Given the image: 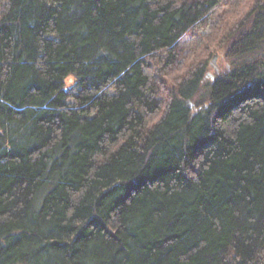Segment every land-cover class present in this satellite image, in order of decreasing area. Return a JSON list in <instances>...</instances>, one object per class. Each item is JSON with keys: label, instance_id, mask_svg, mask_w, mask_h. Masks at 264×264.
Segmentation results:
<instances>
[{"label": "trees", "instance_id": "obj_1", "mask_svg": "<svg viewBox=\"0 0 264 264\" xmlns=\"http://www.w3.org/2000/svg\"><path fill=\"white\" fill-rule=\"evenodd\" d=\"M0 264H264V0H0Z\"/></svg>", "mask_w": 264, "mask_h": 264}, {"label": "rangeland", "instance_id": "obj_2", "mask_svg": "<svg viewBox=\"0 0 264 264\" xmlns=\"http://www.w3.org/2000/svg\"><path fill=\"white\" fill-rule=\"evenodd\" d=\"M240 0H227V6L231 7H236L239 4ZM237 4V5H236ZM229 10V9H227ZM197 40H199L201 38V36L199 37L197 35ZM209 38V42L211 43V47H210V56L207 57L208 58V62H209V72L207 77L208 78H212L214 76H216L219 73H222L221 70H225L226 68H228L230 66L228 59L225 56V52L224 49H227V47H221V43H222V38L223 35L220 34H216L213 36L208 37ZM192 45L196 43V39L193 38L192 40ZM205 43V44H208ZM191 45V44H190ZM196 45V44H195ZM200 46L199 44H197V47ZM203 47V46H202ZM200 50H203L202 48H200ZM191 50H188L187 54L190 52ZM186 54V55H187ZM75 83V79L73 77H68L66 80V84L67 86H72ZM193 108H195L194 103L191 104Z\"/></svg>", "mask_w": 264, "mask_h": 264}]
</instances>
